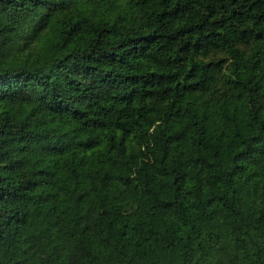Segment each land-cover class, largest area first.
I'll return each instance as SVG.
<instances>
[{"label": "trees", "instance_id": "obj_1", "mask_svg": "<svg viewBox=\"0 0 264 264\" xmlns=\"http://www.w3.org/2000/svg\"><path fill=\"white\" fill-rule=\"evenodd\" d=\"M208 255L264 264V0H0V264Z\"/></svg>", "mask_w": 264, "mask_h": 264}, {"label": "rangeland", "instance_id": "obj_2", "mask_svg": "<svg viewBox=\"0 0 264 264\" xmlns=\"http://www.w3.org/2000/svg\"><path fill=\"white\" fill-rule=\"evenodd\" d=\"M115 202V201H114ZM107 207H108V209L109 210H107V214H108V212H110L111 213V216H112V219H114V216L115 215H122L124 212H123V210L122 209H120V208H118L117 207V205L115 204V203H113V204H109V205H107ZM213 254V253H212ZM210 255V254H209ZM209 255L207 256V258H209ZM213 261H215V259L213 258ZM213 264V262H211L210 261V258H209V260L207 261V264Z\"/></svg>", "mask_w": 264, "mask_h": 264}]
</instances>
